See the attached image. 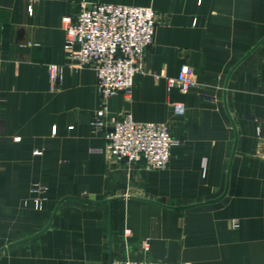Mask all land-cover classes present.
<instances>
[{
  "label": "crops",
  "instance_id": "crops-1",
  "mask_svg": "<svg viewBox=\"0 0 264 264\" xmlns=\"http://www.w3.org/2000/svg\"><path fill=\"white\" fill-rule=\"evenodd\" d=\"M80 1L0 0V264H264V0H87L157 14L142 71L109 110L171 125L180 144L161 171L92 152L106 143L90 124L96 75L68 66L62 27ZM185 65L188 93L167 82Z\"/></svg>",
  "mask_w": 264,
  "mask_h": 264
},
{
  "label": "built area",
  "instance_id": "built-area-1",
  "mask_svg": "<svg viewBox=\"0 0 264 264\" xmlns=\"http://www.w3.org/2000/svg\"><path fill=\"white\" fill-rule=\"evenodd\" d=\"M30 13H33L32 8ZM65 31L64 51L72 69H91L97 80L100 110L91 119L93 133H103L105 147L93 149L108 160L131 169L141 166L147 171L168 168L172 150L180 144L169 123L138 122L131 113L110 115L109 101L119 94L130 93L134 77L143 69L146 52L154 45L157 14L151 7L123 4L91 3L81 0L75 13L62 21ZM61 67L50 66L51 88L61 80ZM195 69L185 65L178 78H168L169 88L188 93L197 82ZM173 115L185 114L182 103L172 104ZM261 136V130H257ZM41 154V151H36ZM264 159V158H263ZM37 210H41L47 187L35 182ZM235 227L239 223L234 224ZM111 264H173L166 261H135L115 259Z\"/></svg>",
  "mask_w": 264,
  "mask_h": 264
},
{
  "label": "water",
  "instance_id": "water-1",
  "mask_svg": "<svg viewBox=\"0 0 264 264\" xmlns=\"http://www.w3.org/2000/svg\"><path fill=\"white\" fill-rule=\"evenodd\" d=\"M225 195H223L224 197ZM223 197H221L220 199H222ZM184 208H187V207H178V209H184Z\"/></svg>",
  "mask_w": 264,
  "mask_h": 264
}]
</instances>
